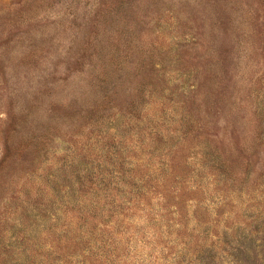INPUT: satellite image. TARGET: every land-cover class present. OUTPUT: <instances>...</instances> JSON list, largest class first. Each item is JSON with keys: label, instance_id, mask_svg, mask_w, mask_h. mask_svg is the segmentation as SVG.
Returning a JSON list of instances; mask_svg holds the SVG:
<instances>
[{"label": "rangeland", "instance_id": "rangeland-1", "mask_svg": "<svg viewBox=\"0 0 264 264\" xmlns=\"http://www.w3.org/2000/svg\"><path fill=\"white\" fill-rule=\"evenodd\" d=\"M0 264H264V0H0Z\"/></svg>", "mask_w": 264, "mask_h": 264}]
</instances>
